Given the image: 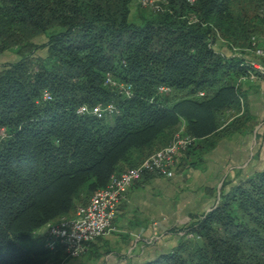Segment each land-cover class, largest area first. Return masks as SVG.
Listing matches in <instances>:
<instances>
[{"label":"trees","instance_id":"trees-1","mask_svg":"<svg viewBox=\"0 0 264 264\" xmlns=\"http://www.w3.org/2000/svg\"><path fill=\"white\" fill-rule=\"evenodd\" d=\"M165 1L134 20L133 0H0V54L19 55L0 68V264L58 258L27 241L183 124L208 149L238 122L233 50L264 32V0ZM108 74L133 97L106 85ZM109 103L118 114H76ZM224 187L216 206L174 230L183 234L174 249L141 264H264V170Z\"/></svg>","mask_w":264,"mask_h":264},{"label":"crops","instance_id":"crops-1","mask_svg":"<svg viewBox=\"0 0 264 264\" xmlns=\"http://www.w3.org/2000/svg\"><path fill=\"white\" fill-rule=\"evenodd\" d=\"M18 58L16 50L0 54V68ZM239 97L244 111L228 133L208 149L196 140L193 152L177 158L172 177L146 174L135 182L117 207L112 230L69 264L94 258L95 264L150 261L173 249L175 229L213 208L223 186L228 190L264 170V77L242 83Z\"/></svg>","mask_w":264,"mask_h":264},{"label":"built area","instance_id":"built-area-1","mask_svg":"<svg viewBox=\"0 0 264 264\" xmlns=\"http://www.w3.org/2000/svg\"><path fill=\"white\" fill-rule=\"evenodd\" d=\"M141 7H152L155 12H162V4L165 0H139ZM189 4H194L195 0H188ZM251 49L254 58L250 59L242 53L235 52L234 55L242 59L240 68L242 75L238 78L236 88H239L245 81H255L264 77V39L259 41L252 38ZM236 50V49H234ZM246 51V50H245ZM105 84L114 88L120 95L129 99L133 97L131 84L116 81L110 74L106 76ZM171 92L168 86H159L158 94ZM203 96V93H199ZM43 101L51 100L49 92L42 94ZM240 109L231 114L240 116L244 111L243 100L239 97ZM76 114L93 115L95 117L113 116L118 114L115 104H97L93 107L81 105L77 108ZM5 136V129L0 128V137ZM195 139L186 133L183 124L173 135L169 145L155 151L135 168L123 171L120 174L111 176L105 188L97 190L90 198L87 205L76 208L74 214L63 217L55 222L46 224L35 234L39 235L43 241L44 248L52 255L62 257V260L76 259L85 253L89 244L98 238L107 235L112 230V222L116 215L119 203L125 199L129 188L146 174L170 178L173 176L176 160L190 146L195 144ZM183 234L181 233L180 236ZM189 237H192L189 235ZM48 264H54L50 262ZM63 264V263H62Z\"/></svg>","mask_w":264,"mask_h":264},{"label":"rangeland","instance_id":"rangeland-1","mask_svg":"<svg viewBox=\"0 0 264 264\" xmlns=\"http://www.w3.org/2000/svg\"><path fill=\"white\" fill-rule=\"evenodd\" d=\"M140 2H139V0H133V5H132V9H131V19H134V20H136L137 19V17H139L141 14H145V15H148L149 13H150V11H154L153 10V8L152 7H146V8H143V7H141V5L139 4ZM257 40H259V41H261V40H263L264 39V32L262 33V34H260L257 38H256ZM215 47H216V50L217 51H220V50H223V52H225L226 53V55H231L230 54V52H228L227 51V48L225 47V45H224V43L221 41V40H219L217 43H216V45H215ZM235 52H237V53H242L241 51H239V50H233V53H235ZM243 54V56H245V57H248L249 58V56H250V59H253L254 58V55H253V52L252 51H248V50H246V51H244V53H242ZM155 152V151H154ZM153 152V153H154ZM152 153V154H153ZM151 155V154H150ZM149 155V156H150ZM149 156H147V157H145V159L146 158H148ZM144 159V160H145ZM217 202H218V199L215 201V203L213 204V207L214 206H216V204H217ZM84 204V203H83ZM82 204H79V205H77V207H79V206H81ZM76 207V208H77ZM201 216V215H200ZM199 217V216H198ZM197 217V218H198ZM177 231L178 230H180V229H176ZM177 233V232H176ZM179 234H181V233H178V235H177V242H176V244H175V246L173 247V249L176 247V245L178 244V241H179V239H180V235ZM41 241H42V239L40 238V236L39 235H34L31 239H29L28 241H27V245L28 246H31V247H41ZM169 249V248H168ZM172 249H170V250H167V251H171ZM95 255H98V253L97 252H95ZM82 256V255H81ZM80 256V257H81ZM98 259V258H97ZM97 259H93V261H91V262H89L90 264H95V263H97ZM70 259H66V260H62V257H60V256H58V258L57 257H55V258H53V259H51V260H47L46 261V263L45 264H48V263H50V262H53L54 264H69V261ZM85 261V260H84ZM82 261L81 259H80V262L78 261V264H87L88 263V261ZM74 262H72L71 264H73ZM88 263V264H89Z\"/></svg>","mask_w":264,"mask_h":264}]
</instances>
